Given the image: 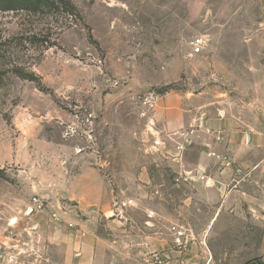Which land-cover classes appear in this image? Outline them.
I'll use <instances>...</instances> for the list:
<instances>
[{
	"label": "rangeland",
	"instance_id": "rangeland-1",
	"mask_svg": "<svg viewBox=\"0 0 264 264\" xmlns=\"http://www.w3.org/2000/svg\"><path fill=\"white\" fill-rule=\"evenodd\" d=\"M150 92L226 105L256 136L237 148L249 157L223 166L206 152L229 151L206 131L158 147ZM95 173L115 199L109 216L128 218L121 241L133 251L156 211L178 253L201 250L205 264L264 256V0H0V264L13 246L25 264L38 258L32 214L80 217L79 196L95 211ZM216 181L224 191L208 192Z\"/></svg>",
	"mask_w": 264,
	"mask_h": 264
},
{
	"label": "crops",
	"instance_id": "crops-1",
	"mask_svg": "<svg viewBox=\"0 0 264 264\" xmlns=\"http://www.w3.org/2000/svg\"><path fill=\"white\" fill-rule=\"evenodd\" d=\"M222 102L224 101L220 103ZM211 105L204 104L193 109L187 106V101L181 95L170 93L160 95L157 106L151 113L152 128L158 140V147L167 146L169 137H173V135H179L178 143L185 145L189 134L206 131L215 137L212 144L208 145L223 144L229 151L227 153L206 152L208 156H216L223 160V166L228 163L227 160L231 157L235 159L248 158L249 155L240 153L237 148L246 150L255 143L256 136L251 131L252 128H245L241 116L230 111L226 105H217L216 108ZM95 174L99 177L101 192L88 205L90 207L91 205L97 206V211L92 209L91 211L88 206L83 204V200L79 196L78 199L81 201L79 207L84 212L80 217L68 209L53 211L47 222L39 219L38 214L31 215L30 229L34 228L37 241L34 246L40 252H37L38 258L29 261L28 264H47L50 260L52 264H130L133 261L136 264H172L175 262L173 261L175 255H181L180 264H205L207 255L201 250L189 249L178 253L173 249L169 232L159 225L161 223L160 216L156 214V211L148 212V222L145 225L147 231H141L142 240L147 238L146 242L140 243L142 248L136 247L133 251V248L128 244H122L121 237L128 236V232H130L126 229L128 218L127 216L121 219L109 216L108 212H113L115 199L111 194L108 182L100 173ZM147 176L148 173L143 170V179L146 180ZM216 182L215 186L206 188L208 192L224 191V183ZM87 185L92 188V184L89 182ZM223 203H225V199ZM124 204L128 206L127 201ZM97 213L100 216H97ZM106 215L109 218H106ZM98 217L108 219L105 224L110 228L108 233L100 232L101 223ZM220 217V214L216 215L213 221L218 222ZM121 226L125 227L122 231L126 232V235L116 231V228ZM51 252L58 257L50 258ZM154 253L158 254V260H154ZM247 264H264V256Z\"/></svg>",
	"mask_w": 264,
	"mask_h": 264
},
{
	"label": "built area",
	"instance_id": "built-area-1",
	"mask_svg": "<svg viewBox=\"0 0 264 264\" xmlns=\"http://www.w3.org/2000/svg\"><path fill=\"white\" fill-rule=\"evenodd\" d=\"M202 43H203V39L201 38L196 39V41L194 42V45H195L194 51H193L194 53L198 54L199 52L202 51ZM159 98H160V95L158 93H155V92L148 93L143 99L144 104L146 106L145 109L147 108L148 110H154L155 107L157 106ZM183 146L184 144H179L180 148ZM34 205L37 207V209H43L44 207L43 202L38 198H34ZM174 237H175V243L181 248H186L191 239L190 236L187 234L186 230L184 229V227L178 228L175 232ZM7 249L9 250L10 246H7ZM11 249H14L12 253H8V251H6L8 257L3 259L4 264H25L20 259V256L21 254L24 253V251H22L19 247H15V246H13ZM15 251H18V252L14 253ZM1 252L2 250L0 251V258L2 257ZM155 258L156 260H158L159 256L155 254Z\"/></svg>",
	"mask_w": 264,
	"mask_h": 264
}]
</instances>
